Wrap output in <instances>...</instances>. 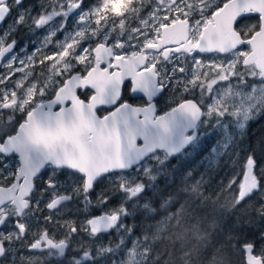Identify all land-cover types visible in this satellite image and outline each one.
Instances as JSON below:
<instances>
[{"label": "snow or ice", "instance_id": "6c2138e0", "mask_svg": "<svg viewBox=\"0 0 264 264\" xmlns=\"http://www.w3.org/2000/svg\"><path fill=\"white\" fill-rule=\"evenodd\" d=\"M145 2L95 0L85 9L84 0H40L41 10L34 16L31 5L23 7L24 0H0V24L18 10L8 28L0 32V61L6 62H0V67L8 68L7 73L0 74V228L11 229L0 230V261L5 264H17L30 221L41 211L46 193L52 192L45 205L50 212L73 199L81 200L87 210L92 205L91 193L105 178L113 182L112 191L124 194L119 206L88 218L80 228L65 222L67 235L58 242L45 227L34 234L28 250L47 252L49 260L63 261L73 234L83 231L97 239L115 232L119 237L115 247L101 244L93 255L91 245L81 244L74 249L81 255L66 260V264H108L106 257H114L126 247L135 232V225L126 222L128 217L135 218L139 211L154 218L163 210L155 230L133 240L127 260L112 259L111 264H160L161 254L152 258V252L157 242L165 240H170L173 247L180 242L181 264H195L193 258H200L221 227L216 208L208 206L201 192L203 174L194 179L189 171L174 192L157 191V182L161 176L167 179L170 157L188 147H198L197 129L201 125L223 129L224 133V140L212 149L207 160L210 170L219 158L234 150L233 127L243 130L254 118L253 113L264 115V88L244 91L249 76H259L264 82V0H227L222 7L214 0H167V4L155 0L156 8L147 18L142 16ZM164 7L179 15L161 19L157 13ZM245 13H258V21L247 25L246 30H237L234 24ZM133 19L139 21V27H129L127 22ZM156 22L158 26L151 27ZM21 28H27L30 34L36 29L47 33L31 54L24 48L16 52V33ZM61 31L64 40L56 41L50 55L43 54L42 49ZM88 41H95V47L85 46ZM245 44L250 46L249 51L238 48ZM194 52L229 54L233 58L227 63L213 58L207 71L198 72L195 69L203 67L204 61L192 56ZM38 53L39 64L46 66L39 75L34 71ZM188 56L194 62L191 79H177L175 67L171 73L164 67V62ZM17 62L21 67H15ZM102 63L108 66L102 68ZM78 66L83 69L78 70ZM29 67L33 70L25 72ZM179 71L184 73L186 69L180 67ZM15 72L23 75L12 83ZM126 78L131 81L132 93L147 97V106L136 107L124 100L121 85ZM225 83L227 87H220ZM169 86L192 95L199 89L200 99L184 98L176 107L157 115L153 98ZM77 89L84 90V99ZM88 89L93 90L91 94ZM53 92L54 96L44 99ZM103 105H111L114 110L103 109ZM6 110L10 114L5 121ZM100 111L106 114L101 116ZM229 117L234 121L225 123ZM255 165L254 156L249 155L234 197L236 205L256 192L264 197V168L258 176ZM45 166L51 168V174L37 191L35 181L41 178L38 174ZM126 170H134L136 175ZM188 180L193 182L189 184ZM234 183L230 182L229 189ZM172 184H176L175 179ZM149 190L157 199L141 203ZM109 200V195L101 191L96 203L103 207ZM259 212L264 217V204ZM43 220L51 222L52 216ZM260 239L264 240V233ZM254 248L255 242L244 245L247 264H264V248L259 256L252 254ZM20 264H24L22 255ZM27 264H36V259L29 257ZM209 264L224 261L213 255Z\"/></svg>", "mask_w": 264, "mask_h": 264}, {"label": "flooded vegetation", "instance_id": "af4514ba", "mask_svg": "<svg viewBox=\"0 0 264 264\" xmlns=\"http://www.w3.org/2000/svg\"><path fill=\"white\" fill-rule=\"evenodd\" d=\"M26 1L27 0H24L23 5H25ZM89 1H92V0H89ZM220 1L221 2L218 4H220L221 7L223 6L224 2H227V0H220ZM15 10L16 9H14L12 11L11 15L2 24H0V32L2 29H4L6 27V24L10 21V18L12 19L13 15L17 14V13H15L16 12ZM143 14H144V12H142V15ZM257 21H258V13H249V14L245 13V15H243L242 17H239L237 19V22L234 24V27L237 30H240V29L246 30L247 25L255 24ZM137 22H138V20H135V19L131 20L129 23L130 24L129 27L134 26L135 24H137ZM153 26L154 25H151V27H153ZM151 27L149 29H146V31H150ZM24 35L25 34H24L22 28L20 29V31L18 33H16V38L18 40V44L16 46V52H18V53H19L20 48L25 49L24 43H25L27 37H25ZM28 39L30 40V38H28ZM133 43H135V41H133ZM92 47H95V44ZM169 47H175V45H170ZM36 48H37V39L33 40V46L30 48V51L27 53L28 54L33 53L36 50ZM238 48L242 51H249L250 50V46H248L246 44L240 45V46H238ZM38 54L35 57L36 63H35V67H34V71L37 75H39L41 73V71H43V66H44V65L39 64L40 57H38ZM20 55H21V58H23L24 54L20 53ZM173 55L175 56L177 54L174 53ZM192 56H195L196 58L204 61L203 67L198 66L195 69L198 72L207 71L208 70V64L210 63L211 59H213V58H215L216 60L220 59V61H223L224 63H227L228 59L233 58L229 54H222V53L194 52V53H192ZM192 56H188L187 59L181 57L180 59H173L170 62H164V67H166L170 73L172 72L173 68L175 67L176 68L175 77L177 79H181L184 76H187L189 79H191L192 71L194 70L193 69V63L194 62H193ZM160 59L162 60L163 57H161ZM207 61L209 62L208 64L206 63ZM1 62H4V61H1ZM4 63H6V62H4ZM107 66H108L107 63L101 64L102 68L107 67ZM15 67L16 68L21 67L19 62H17L15 64ZM180 67H184L186 69V72L181 73L179 71ZM240 67L243 70L242 64ZM82 69H83V66H78V70H82ZM31 70H33L31 67L25 68V72H28ZM109 70L110 71H118V69H116V68H111ZM44 71H46V70H44ZM7 72H8V68L6 66L0 67V74H4ZM22 75H23V73L15 72L12 83H14L15 80L19 79ZM31 79H32V77H29V80H31ZM235 82H236L235 80L232 81L233 84ZM248 85L249 86L264 85V82L261 81V78L259 76H257V77L249 76L248 80H247V87L245 88L246 90H248ZM9 86H11V85H9ZM222 87H227V84L225 83ZM83 91H84L83 89H77V94L81 95L82 99L85 98L82 95ZM92 91L93 90L88 89L89 94H91ZM121 94L124 97V100L127 101L128 103L132 104L133 106H136V107L147 106V97L144 96L143 93H140V92L132 93L131 92V81L129 78H126L124 84L121 85ZM52 96H54V92L48 96H45L44 99L48 100ZM184 98L199 100L200 99L199 89H197L195 94L192 95V94L183 92L182 89L180 91H174L171 86L167 87L162 92V94L158 93L157 96L153 98V103L156 105V108H157L156 114L162 115L164 112L169 111L171 109V107H176L180 102H182V99H184ZM100 107L103 109L114 110L113 106H111V105H103ZM54 110H58V109L54 106ZM9 114L10 113L6 110L4 113V116H3V119L5 121L7 120V117ZM98 114L102 116V115L106 114V112L100 111V112H98ZM259 116L260 115L256 114L252 120L256 119ZM205 119H207V118L205 117ZM251 121H249L246 124V128ZM225 122H228V119ZM213 123H215L214 120H213ZM213 129L214 128L207 127L206 125H201L197 129V131L200 133V137H201L203 134L211 132ZM245 129L240 130V132L236 135L237 138H239L242 135V133H243V131H245ZM213 138L215 139V137H213ZM199 141H200V139H199ZM211 142H213V139L209 141V143H211ZM138 143H142V142L139 141ZM190 149H191V147H188L186 151L182 150L177 155H174L173 157L169 158L170 163H168V165H167L168 175L179 171L181 169V167L184 166V163H180V160L182 159L181 157L184 156V154ZM160 155H161V157H163V155H164L163 151H160ZM126 171H128L130 175H136L134 170H126ZM50 174H51V168L50 167L45 166L44 169H41V173L38 174L41 176V178L37 179L35 181V183L37 185V191L39 190L40 187H44V181L47 179V177ZM61 179H63V178H61ZM241 181H242V177H241ZM112 188H113V182L108 178L103 179L96 186L95 190L91 193L92 205L87 210L84 208V205H83L81 200L73 199V200L64 202L61 206L58 207L57 210H52L50 212L46 208L45 205L48 202V200L51 198L52 192L50 191V192L46 193L43 201L40 204L41 211H39L36 214V217H34L30 221L29 232H28V235L26 236L25 241H24L25 246L23 248H21L20 253L16 257L17 264H20L21 255L24 257V264H27V259L29 257L36 259V264H66L67 258H71L73 256L81 255L80 252L74 251V249H77L81 244L90 245L92 243H97L98 246H100L101 244H103L105 246H109V245L116 243L117 239H116V235L114 234V232H111V234H101L97 239H92L87 235V233L80 231L77 234H73V236L69 240L70 247L67 250V257L63 261H57L55 258L49 260L47 258V252H44V253L30 252L27 248V245L30 244L31 242H33L34 234L38 235L45 227L47 228L50 236L52 238H54L55 241L58 242L60 239H64L67 235L68 228L64 227L65 222H71L77 228H80L81 225H83L84 222L88 218H91L93 216H99V215L103 214V212L109 211V210L119 206V204L122 202L124 194L120 193V192H114V191H112ZM59 191L61 192V194H66L63 192L62 189H60ZM101 191H105L106 194L109 195V197H110L108 204L104 205L103 207L98 206L96 203L97 195ZM150 191H148V192H150ZM48 215L52 216V220H51V222L45 223V221L43 220V217L48 216ZM37 218H39V223H37ZM0 230L7 232L11 229L4 227V228H0ZM133 240H135V236H132L131 238H129L127 243L130 244L131 241H133ZM98 246H96V247H95V245L92 246L93 255H95V250ZM17 247L20 248V245L17 244ZM126 247L130 248L128 245ZM253 255L257 256L255 254V251L253 252ZM242 257H243V255H242ZM0 264H5V262L0 261ZM98 264H103V261H99Z\"/></svg>", "mask_w": 264, "mask_h": 264}, {"label": "trees", "instance_id": "16d2710c", "mask_svg": "<svg viewBox=\"0 0 264 264\" xmlns=\"http://www.w3.org/2000/svg\"><path fill=\"white\" fill-rule=\"evenodd\" d=\"M86 3L91 5L95 1L84 0V6H87ZM233 148L234 150L230 149L229 154L224 155L211 170L198 169L195 168L194 162H186L179 171L175 172L176 177L173 179L176 184H172L173 179L157 183V191L174 192L189 171L193 173L194 179H200L201 174L204 176L201 192L208 200V206L216 208L221 227L216 230L214 238L208 248L202 251L200 258H193L195 264H199V260H202L203 264H209L213 255L218 260L222 259L224 264H244L240 249L245 243L255 242L254 251L258 256L260 249L264 248V240L260 239L261 234L264 233V217L259 212L260 206L264 204V197L256 192L239 205H236L234 200V197L237 196L236 186L244 170L247 157L254 156L256 161L254 172L258 176L260 169L264 168V115H260L248 124L242 135L235 139ZM232 179L236 183L229 189V182ZM192 182V180H188L189 184ZM261 183L264 184V178H261ZM166 185L171 186L166 187ZM148 199H157L153 191L148 192L142 198L141 203ZM172 210H175V206ZM162 211L160 210V215H156L154 218H149L145 213L138 211L135 218L127 219L129 225H135V232L132 236L142 238V233H152L157 221L164 215V212L161 213ZM158 253L161 254L160 264H164L166 260L169 261V264H173V262L181 264L179 259L181 251L178 249L177 242L175 247L170 240L157 242L154 245L152 258H155ZM169 253H172L171 257Z\"/></svg>", "mask_w": 264, "mask_h": 264}, {"label": "rangeland", "instance_id": "374dc122", "mask_svg": "<svg viewBox=\"0 0 264 264\" xmlns=\"http://www.w3.org/2000/svg\"><path fill=\"white\" fill-rule=\"evenodd\" d=\"M221 1L220 0H214V3H220ZM39 3H40V0H27L25 5H23L24 8H27L29 7L30 5L32 6V15H36L38 12H40V7H39ZM89 3V2H87ZM86 3V4H87ZM165 3L167 4V0H165ZM94 4V3H93ZM92 5V4H91ZM91 5H88L87 6H84L85 9H87L88 7H90ZM156 8V3H155V0H146L145 2V5H144V14L142 15L143 17L147 18L148 17V13L153 11L154 9ZM17 13L18 10H15ZM157 15L162 19L163 16L165 15H170L172 18H175L177 15H179V13H176V12H171L169 13L167 11V8L164 7L162 10H160ZM17 14L13 15L12 19L10 18V21L6 24V27L4 29L1 30V32H3L5 29L8 28V26L11 24L12 20L14 17H16ZM199 18V17H197ZM128 24L130 23L127 22ZM130 25V24H129ZM154 26L153 27H157L158 26V22H156L155 24H153ZM94 26V25H93ZM140 26V23L139 21L137 22V24H135L134 26H130V27H139ZM33 27H35L33 25ZM70 27V28H69ZM23 29V32H24V36L27 37L24 45H25V52H29L30 51V48L33 46V40H36L37 39V47L41 44V42L43 41L45 35L47 34L45 29H36L35 33L34 34H30L27 30V28H22ZM68 29L69 31L72 30V27H71V20L68 21ZM119 31V30H117ZM154 34V33H153ZM30 38V40L28 39ZM64 40V33L61 31V32H58L56 34V36L53 38V41L51 44H49L47 47L43 48L42 49V53L43 54H48L50 55L55 49H56V41H63ZM87 44H91V46H93L95 44V41H88V42H85V46H87ZM23 45V46H24ZM38 57L41 58V54L39 53L38 54ZM212 61V59H211ZM210 61V62H211ZM217 62H220V59L219 60H216ZM207 64L209 63L208 61L206 62ZM46 70V66L44 65L43 66V71ZM242 70V69H241ZM194 71V70H193ZM192 71V72H193ZM237 82H235L234 84H236ZM224 85V84H223ZM223 85H221L220 87H222ZM253 87H256L257 89L259 88H264V85H252ZM252 86H249L248 85V90L244 89L245 92H248V93H251L252 91ZM1 87V86H0ZM256 113H253V116H255ZM234 117H229L228 118V122H225V123H230L232 121H234ZM252 119H250L249 121H251ZM248 121V122H249ZM247 122V123H248ZM246 123V124H247ZM244 130V129H243ZM233 131L235 132V139L237 138V134L240 132V130L238 129H235V127H233ZM215 137V139L213 138ZM213 139V142L209 143L210 140ZM224 140V133H223V129H220V128H217V129H213L211 132H208V133H205L203 134L201 137H200V141L198 142V147L195 148V150L193 148H191L190 150H188L184 156H182L181 160H180V163H191V162H194L196 167L195 168H202L204 170H209L208 169V166H207V160L208 158L211 156V153H212V149L214 147H217L222 141ZM222 151V149H221ZM222 158V157H221ZM219 158V160L221 159ZM218 160V161H219ZM217 164H215L211 169H213ZM210 169V170H211ZM256 171V170H255ZM256 173V172H255ZM142 176V174H140ZM243 175V171L240 175V179H239V182L236 186V194H237V191H238V186H239V183L241 182V177ZM176 177V173H172V174H169L167 179H165V177H159L158 178V182H168L170 180H172L173 178ZM234 179H232L230 182H232ZM229 182V184H230ZM236 183V182H235ZM234 183V184H235ZM232 184V186L234 185ZM150 191V190H149ZM227 192H228V189H227ZM146 195V194H145ZM129 208H131V204H129ZM163 213V211L161 212ZM132 218L131 216L128 217L127 219H130ZM114 234L116 235V233L114 232ZM116 239H117V242L112 244L111 246L112 247H115V245L117 243H119V237H117L116 235ZM136 239V238H135ZM128 242V240H127ZM126 242V244L131 248L132 246V242L130 244H128ZM91 247L95 245H97V243H92L90 244ZM177 245H178V249L180 250V242L177 241ZM99 247V246H98ZM130 248H127V247H124L122 248L118 253L115 254V256H108L106 257L107 260H108V264H111V261L112 259H116L117 261L119 260H127L128 258V251ZM93 249V248H92ZM95 249V248H94ZM258 256V255H257Z\"/></svg>", "mask_w": 264, "mask_h": 264}, {"label": "water", "instance_id": "95a60500", "mask_svg": "<svg viewBox=\"0 0 264 264\" xmlns=\"http://www.w3.org/2000/svg\"><path fill=\"white\" fill-rule=\"evenodd\" d=\"M246 14H249V13H246ZM243 15H245V14H243ZM1 62V61H0ZM91 90V89H90ZM142 142V141H141ZM160 151H162V150H160ZM182 151V150H181ZM178 154V153H177ZM177 154H175V155H177ZM242 181H243V175H242ZM241 181V182H242ZM237 195H238V192H237ZM246 199H248V198H246ZM245 199V200H246ZM240 251H241V253H242V255H243V262H244V264H247V257H248V253L246 252V250L244 249V246H242L241 247V249H240ZM253 254V253H252Z\"/></svg>", "mask_w": 264, "mask_h": 264}]
</instances>
